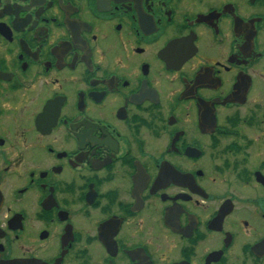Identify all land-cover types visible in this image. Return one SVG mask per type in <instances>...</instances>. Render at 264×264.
Instances as JSON below:
<instances>
[{
  "label": "flooded vegetation",
  "instance_id": "af4514ba",
  "mask_svg": "<svg viewBox=\"0 0 264 264\" xmlns=\"http://www.w3.org/2000/svg\"><path fill=\"white\" fill-rule=\"evenodd\" d=\"M0 264H264V0H0Z\"/></svg>",
  "mask_w": 264,
  "mask_h": 264
}]
</instances>
